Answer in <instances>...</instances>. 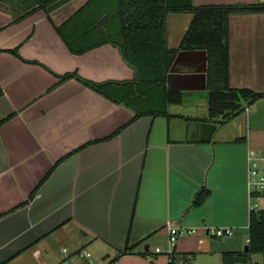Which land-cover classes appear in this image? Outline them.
<instances>
[{
  "label": "crops",
  "instance_id": "0c3cea01",
  "mask_svg": "<svg viewBox=\"0 0 264 264\" xmlns=\"http://www.w3.org/2000/svg\"><path fill=\"white\" fill-rule=\"evenodd\" d=\"M86 1L24 16L0 0V264H168L170 223L195 229L174 246L177 264H264L262 253L243 256L257 193L250 151L264 167V98L224 124L207 120V103L206 114L192 107L206 101L201 79L182 75L203 60L188 55L168 84L194 92L188 101L170 105L172 116L132 120V108L76 76L61 81L136 74L111 43L74 53L63 40L57 27ZM193 17L169 13L170 47H180ZM227 41L230 86L264 92V11L231 13ZM202 189L210 195L195 206ZM211 227L234 232L216 236Z\"/></svg>",
  "mask_w": 264,
  "mask_h": 264
},
{
  "label": "trees",
  "instance_id": "16d2710c",
  "mask_svg": "<svg viewBox=\"0 0 264 264\" xmlns=\"http://www.w3.org/2000/svg\"><path fill=\"white\" fill-rule=\"evenodd\" d=\"M69 1L25 0L24 16L36 10H44L49 15ZM253 11H264V3L196 5L192 0H87L57 27L63 40L74 53L111 43L120 49L136 74L130 80L94 82L68 73L60 76L61 81L76 76L114 102L132 108L135 111L132 120L143 115L172 116L169 105L180 104L186 98L182 92L168 87V74L176 56L180 50L205 49L207 120L217 119L224 124L241 113L246 103L264 98V92L233 88L229 84L228 17L231 13ZM170 12L194 14L179 48L168 45ZM10 51L17 53V50ZM2 93L0 85V96ZM209 195L210 190L198 191L193 204H202ZM248 244L249 250L243 256L264 254V208L251 211ZM227 255L238 257L241 254Z\"/></svg>",
  "mask_w": 264,
  "mask_h": 264
},
{
  "label": "built area",
  "instance_id": "2783aa9c",
  "mask_svg": "<svg viewBox=\"0 0 264 264\" xmlns=\"http://www.w3.org/2000/svg\"><path fill=\"white\" fill-rule=\"evenodd\" d=\"M249 165H248V178H249V187L253 190H256L257 193L254 195L255 202L251 204V210H258L259 208V201L263 196L264 193V167L261 166L259 163L260 157L256 155L254 151L249 152L248 156ZM194 228H188L183 227L179 224L170 223L168 226V233H169V249L167 252H165L169 257V263L168 264H177L174 262V253L173 249L176 243L178 242L179 237L182 234H188L194 232ZM210 234L216 235V236H226L231 235L234 230L230 227H211L208 230ZM65 252H68V248H64ZM157 253L164 252L160 247L156 248ZM79 255H90L91 253L86 250H79ZM69 264V263H65ZM183 264H188L187 262H184Z\"/></svg>",
  "mask_w": 264,
  "mask_h": 264
},
{
  "label": "water",
  "instance_id": "95a60500",
  "mask_svg": "<svg viewBox=\"0 0 264 264\" xmlns=\"http://www.w3.org/2000/svg\"><path fill=\"white\" fill-rule=\"evenodd\" d=\"M188 55H199L202 57L203 60V66L202 68H200L198 70V72L196 73H188V74H182L184 77L186 78H192V77H196L198 79H201L202 81V89L204 90V97L206 98V102H207V98H208V90H207V51L205 49H196V50H180L176 56V59L170 69V72L168 74V84L170 85L171 79L173 77V75L175 74V71L178 70V66L181 64V62L184 60V58ZM194 92L191 91H184L183 95H185V99L183 100L182 103H186L187 97L189 95H192ZM192 125V122L190 123V127ZM245 250L248 251L249 250V245H246Z\"/></svg>",
  "mask_w": 264,
  "mask_h": 264
},
{
  "label": "rangeland",
  "instance_id": "374dc122",
  "mask_svg": "<svg viewBox=\"0 0 264 264\" xmlns=\"http://www.w3.org/2000/svg\"><path fill=\"white\" fill-rule=\"evenodd\" d=\"M7 1L10 3V8L14 7L15 10L17 9V11L25 10L27 7V6H25L26 4L23 3V2H25V0H7ZM206 103H207L206 101L202 103V101L200 100L198 103H195V105H193L194 103H192V107H196V109L200 112V114H206V112H207ZM259 208L260 209L264 208V198L261 199L260 204H259Z\"/></svg>",
  "mask_w": 264,
  "mask_h": 264
}]
</instances>
